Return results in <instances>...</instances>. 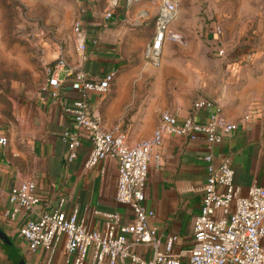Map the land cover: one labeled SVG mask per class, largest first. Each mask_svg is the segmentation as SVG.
<instances>
[{
    "label": "crops",
    "instance_id": "obj_1",
    "mask_svg": "<svg viewBox=\"0 0 264 264\" xmlns=\"http://www.w3.org/2000/svg\"><path fill=\"white\" fill-rule=\"evenodd\" d=\"M149 11L138 7L131 18L130 8L114 10L110 18L101 21L93 18L81 30L80 36L86 43L84 59L80 60L79 55L68 59L90 75L115 70L107 91H91L84 96L65 85L59 89L58 96H52L41 87L34 102L21 113L17 135L14 129L6 132L8 141L0 145V227L27 264H39L43 251L29 252L17 228L28 215L37 216L56 206L60 198H64L63 206L67 210L78 206L82 213V207L89 205L100 210H117L130 219L129 209L115 200L117 164L112 156L85 167L90 141L82 136L77 156L72 160L66 158L67 145L60 134L64 129L75 128L63 109L71 100L85 97L88 110L100 115L103 126L107 129L119 126L128 142L149 137L163 110L171 111L179 119L192 116L205 120L206 110L194 105L200 98L215 100L225 117L236 124L231 133L212 145L203 137L165 135L154 147L160 151L161 159L158 166L153 161L150 163L146 181L145 203L155 210L150 224L162 236L176 233L180 246L188 245L192 219L199 209L201 186L207 175V162L203 158L206 152L212 153L215 163L224 157L230 159L234 182L242 192L252 184H264V86L256 91L255 100L252 87L236 89L231 84L234 63L216 55L192 57L183 62L196 70L192 78L188 79V75L184 80L177 78L174 84L164 71L172 58L165 54L154 70L156 78H150L147 83L144 72H140L150 69L142 53L154 32L156 16L151 23L144 22ZM198 59L201 65L194 67ZM23 178L35 181L40 200L34 211L21 209L16 218H10L5 213L9 207L8 192ZM90 221L93 228L101 226L102 216H90ZM0 264H14L1 242Z\"/></svg>",
    "mask_w": 264,
    "mask_h": 264
},
{
    "label": "built area",
    "instance_id": "obj_2",
    "mask_svg": "<svg viewBox=\"0 0 264 264\" xmlns=\"http://www.w3.org/2000/svg\"><path fill=\"white\" fill-rule=\"evenodd\" d=\"M133 1L127 0L128 4ZM158 6L152 40L145 50V56L153 63L159 61L165 40L179 36L169 28L177 13V0H159ZM111 14L108 10L105 17ZM75 30L80 37L75 47L83 60L85 39L80 36L78 25ZM218 52L221 54L223 49ZM114 75L115 70L90 75L81 65L60 54L48 64L42 89L52 96H58L65 85L84 96L91 91L103 93L110 88ZM194 105L206 110L205 120L192 116L179 119L171 111L163 110L149 137L128 142L119 126H103L100 115L88 110L85 97L65 103L63 109L75 127L60 134L67 145L66 158L72 160L77 156L82 136L90 141L85 167L112 156L117 164L115 200L129 209L130 219L117 210L89 205L82 207V213L78 206L67 210L64 198H60L56 206L37 216L28 215L17 228L29 252L43 251L40 264H264V184H252L242 192L234 182V169L228 157L215 163L211 152L203 155L207 175L187 246L178 245L176 233L162 236L150 224L155 210L145 203L146 181L150 163H160L161 153L154 147L163 136L203 137L212 145L236 128L215 100L200 98ZM7 141L6 134L0 133V145ZM39 200L35 181L23 178L9 189L5 213L16 218L21 209L34 211ZM95 215L102 216V224L93 228L90 216Z\"/></svg>",
    "mask_w": 264,
    "mask_h": 264
},
{
    "label": "rangeland",
    "instance_id": "obj_3",
    "mask_svg": "<svg viewBox=\"0 0 264 264\" xmlns=\"http://www.w3.org/2000/svg\"><path fill=\"white\" fill-rule=\"evenodd\" d=\"M158 5L159 0L130 4L127 0H0V130L6 134L14 129L17 135L21 113L34 102L48 64L60 54L70 59L79 54L76 25L83 30L93 18L106 20L108 10L130 8L132 18L141 6L150 10L144 22L151 23ZM169 28L179 36L165 40L159 59L165 54L172 57L164 71L174 84L187 75L192 78L196 70L187 63L183 67V62L192 57L222 56L235 65L231 84L240 90L252 87L256 99V91L264 86V0H177V13ZM144 52L143 48V60L150 69L140 73L144 72L149 83L156 78L154 70L160 60L153 63ZM199 65L198 59L194 67ZM41 261L43 254L39 264Z\"/></svg>",
    "mask_w": 264,
    "mask_h": 264
},
{
    "label": "water",
    "instance_id": "obj_4",
    "mask_svg": "<svg viewBox=\"0 0 264 264\" xmlns=\"http://www.w3.org/2000/svg\"><path fill=\"white\" fill-rule=\"evenodd\" d=\"M0 242L7 248V254L14 262V264H26L27 262L22 254L18 251L17 247L15 246L14 242L8 236V234L0 227ZM23 257H21L20 256Z\"/></svg>",
    "mask_w": 264,
    "mask_h": 264
}]
</instances>
